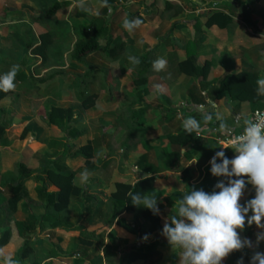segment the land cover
<instances>
[{
    "label": "rangeland",
    "instance_id": "374dc122",
    "mask_svg": "<svg viewBox=\"0 0 264 264\" xmlns=\"http://www.w3.org/2000/svg\"><path fill=\"white\" fill-rule=\"evenodd\" d=\"M179 1L185 10L177 17L174 9L164 10L166 3L161 5L160 0L151 7L136 5L132 8L118 9L113 14L101 0H0V74L8 72L13 65L18 66L13 93L0 103V122L6 123L10 128L3 146L0 147V198L11 196L12 193L5 184L17 180L18 163L25 160L30 171L40 173L45 164L62 159L68 145L69 157L51 169L72 175L73 184L81 190H85L89 183L96 182L93 191L98 194L97 191L100 189L106 197L111 198L116 192L117 184L136 185L142 178H151L153 179L151 185L160 208L158 215L168 221V214L173 211L180 198L190 191L185 186L186 183L193 186L201 183L205 176V165L214 152L202 150L197 161L189 166L188 177H184L180 169L174 171L175 173L172 170L170 173L167 158L160 149L155 148L146 154L145 145L150 142L149 137L152 134L156 136L155 131L158 129L154 122L157 116L154 108L166 107L163 101L169 99L167 87L160 90L163 100L160 99L155 79L159 75L166 82L173 78L175 73L166 66V70H153L152 75L146 77L144 83L137 84L138 75L130 70L126 60H129V57L139 59L148 48L153 47V42L156 43L158 38L162 36L168 38L166 35L178 30L180 26H191L194 19L204 12L228 10L247 24L240 23L241 27L233 31L237 34L233 45L224 39L225 47L218 52L223 54V60L233 61L241 58L247 60L251 64V69L255 71L264 68V0ZM55 2L64 4V7L51 21L44 22L47 10ZM160 5L162 8L157 11ZM174 5L179 6L177 3ZM75 6L81 7L91 19H95L96 28L108 27L113 36H121L127 43L124 55L118 59L107 61L102 55L95 54L84 60L90 67L100 71L98 80L87 87L88 92H96L99 95L97 106L89 111L82 108L78 96L80 76L85 74L86 67L73 60L72 55L76 43L86 37L80 27H89L91 19L74 17L72 12ZM148 9L153 13L157 12L148 14L150 17H147L145 11ZM137 12L147 24L126 30L123 26L124 21ZM176 19H180L182 23H177V28H174ZM216 31L213 29L208 34L215 36ZM47 32L52 35L53 44L49 49L47 63L42 64L41 59L31 55L30 46L39 41L41 34ZM194 36L193 31L191 38ZM204 53L201 60L208 57V53ZM55 73L62 76L47 82L46 80ZM105 78L107 86L111 88L110 91L104 90ZM52 108L72 109L79 120L70 123L63 120L59 121L57 126L49 125L48 117ZM129 109L139 112L145 109L143 111L147 113L140 116V120L146 123L145 130L143 128L134 130L133 126L137 125L133 124V114L128 112ZM185 119L187 118L182 117L172 125L180 129ZM84 147L90 149L89 158L83 153L77 154ZM222 147L225 148L224 145ZM231 148L235 149V147L226 149ZM138 172L148 177H141ZM151 174L154 176L151 177ZM42 177L47 179L45 175ZM98 183L99 188L95 186ZM24 185L31 202L23 200L17 205L13 217L19 221H26L32 214L40 215L44 212L42 208L44 201L38 195L44 184L33 180ZM50 190L57 189L51 185ZM249 190L250 188L245 187L243 194H248ZM91 197L89 199L83 194L73 197L74 201L71 204L73 214L78 213L87 200L93 201L95 197ZM144 211L145 208L137 207L135 211L131 209L121 213V217L129 224H135L136 227L144 226V233L138 239L117 227L114 232L100 238V241L88 250L82 245L83 235L46 230L35 235L41 247L33 246L32 252L38 260L43 257L58 258L59 264H74L78 254L83 255L85 251L93 257L104 254L106 258L111 254L126 262L130 261V256L137 251L132 250L128 254H123L118 252L117 247L124 249L138 241H152L153 236L147 232V227H151V224L149 225V221L143 216ZM76 222L75 216L72 223ZM145 235L148 237L147 240L142 239ZM241 237L246 238V224ZM45 238L52 242L45 244ZM161 240L169 244L162 232ZM110 242L114 243L111 248L107 247V243ZM23 243V239L14 231L10 242L0 250V264H7L9 259L12 264H27L21 254ZM254 245H257L256 236L253 240ZM259 245L264 248V242ZM244 253L247 254L246 250L238 251L236 264H249L251 254L246 255L248 258L242 259ZM179 255L178 248L166 246L160 248L159 254L154 258L140 259L138 264H180ZM232 258L231 253L222 264H231Z\"/></svg>",
    "mask_w": 264,
    "mask_h": 264
},
{
    "label": "trees",
    "instance_id": "16d2710c",
    "mask_svg": "<svg viewBox=\"0 0 264 264\" xmlns=\"http://www.w3.org/2000/svg\"><path fill=\"white\" fill-rule=\"evenodd\" d=\"M72 1V0H70ZM74 1V0H73ZM109 9H114L116 7L117 0H101ZM170 4H167L169 6ZM64 7V4L55 2L46 12L44 22L51 21L56 17L57 13ZM182 8L177 9V14L182 12ZM74 17H84L91 19L88 13H85L81 7L75 6L72 12ZM235 17L228 10L212 11L208 13L201 14L195 23V29L197 33H200L204 28H212L213 26H218L221 29H226L235 23ZM133 20V17L129 18V21ZM95 19H91L90 26L80 27V29L86 34L85 38L80 39L73 50L72 59L85 65L86 72L84 75L80 76L81 86L78 91V96L81 100V106L85 111H89L96 107L99 96L97 93L88 92V82L91 77H98L99 70H95L90 67L84 60L95 54H100L106 58L117 59L124 54L125 42L120 37H114L109 31L108 27L96 28ZM53 44V37L50 33L41 34L38 42L31 44V55L42 60V64H46L48 61L49 49ZM200 46L199 40H194L186 45V59L179 64V72L183 73L189 77L195 78H206L208 72L211 68L209 62H207L203 67L197 65L196 54ZM152 52H149L146 56L139 60L138 64L129 62L128 65L131 69L137 70L139 73V78L144 80V77L150 72L153 65ZM58 76H62L60 73H55L53 76L49 77L47 82L56 79ZM258 76L256 74L249 73H239L237 75H226L223 79L218 81L213 85L214 90L217 93L218 99L227 98L230 101L239 102H249L256 104L260 102L263 97L257 95V81ZM139 80L137 84L141 82ZM13 93L12 89L8 91H0V103L8 98ZM134 130L146 129V123L140 120L141 113L131 110ZM67 120V122H77L79 117L74 115L72 109H60L52 108L49 117L48 124L52 126H57L59 121ZM9 126L0 122V147L3 146L5 137L9 132ZM162 138V137H161ZM165 142L175 146L176 148L172 151L165 149V156L167 157L168 166L170 170L176 171L180 169L182 172L187 173V168L182 164L184 158H189L191 153L196 150V148L202 146L204 140L201 135H198V131H193L191 134L187 133L182 129L177 134H169L164 137ZM67 148H69L67 146ZM145 148L149 151L151 146L147 143ZM89 148L84 147L82 150L77 152V154H85L86 158H89ZM185 151V152H184ZM226 156L231 159L234 157L232 153H225ZM67 157L65 153L64 158ZM145 158V157H143ZM144 160V159H143ZM60 161H50L45 165L40 173L31 172L28 169L27 162L21 161L17 164V180L5 184L10 192L12 193L9 198H0V250L10 242L12 234L14 231L17 236L24 239V248L21 251L22 257L25 259L29 257L32 253V245L35 243L33 241V235L36 234L37 229L40 227L42 230L45 228L68 230L70 232H75L78 230L77 226L70 225L69 217V205L73 197H79L81 194H86V190H81L73 184V176L61 173L58 170L51 169L54 164ZM42 175L47 176L44 179ZM139 175H141L139 173ZM221 178L214 177L211 174V166L208 168L207 179L199 187H193L188 185V189L204 190L205 192H212L215 189V185L219 182ZM246 179V177H245ZM43 182L44 186L39 197L45 200L44 214L40 216H31L26 221L16 220L13 215L17 210V205L26 200L31 202L28 190L25 187V183L29 181ZM52 184H50V183ZM152 179L146 178L140 180L136 185H126L117 184L116 192L113 193L108 206L104 209L103 202H100L98 209L92 214L93 217L100 218L103 221L105 228L99 231H86L84 232V245L86 247H91L93 241L98 238L99 232H103L112 226L114 221L120 216L121 211L125 210H137L130 199L131 194L140 195H151L154 196L153 187L151 185ZM51 185H54L57 190L51 191ZM246 187L252 188L251 194L246 199L250 200L255 195V190L253 186L246 184ZM84 191V192H82ZM180 202V200H179ZM177 203V208L179 206ZM251 214V213H249ZM86 215V214H85ZM83 214L82 217L84 218ZM143 216L150 222L151 227L149 233L155 236V241L152 243H140L136 245V254L130 256L129 262H124V259L116 264H136L140 259H150L159 254V247L162 246L160 243V233L165 222L158 216L154 215L150 210L145 208ZM90 218V216L88 217ZM117 225L125 229L131 234L139 235L141 229H137L136 226H130L125 219H119ZM258 227L256 225H247L246 223V238L251 240ZM246 250L247 254H251V249L244 248L240 251ZM233 258L231 264H236L235 258L238 257V251L233 252ZM247 254L244 253V257ZM85 259L79 254V257L74 260V264H83ZM27 264H39L36 260L31 259ZM94 264V263H89ZM161 264V263H155Z\"/></svg>",
    "mask_w": 264,
    "mask_h": 264
},
{
    "label": "crops",
    "instance_id": "0c3cea01",
    "mask_svg": "<svg viewBox=\"0 0 264 264\" xmlns=\"http://www.w3.org/2000/svg\"><path fill=\"white\" fill-rule=\"evenodd\" d=\"M160 1H161V5L164 2L166 3L164 10L170 11V10L174 9L177 17L184 13L185 8L181 5L179 0H160ZM156 3H157V0H148L145 3H140V4H136V5H142V6L150 5V7H151V6L155 5ZM174 3L179 4V6L174 5ZM167 4H170V5L167 6ZM136 5H133V6H136ZM161 5L157 9V11L161 10V8H162ZM133 6L122 7V6H118L116 4V7L114 9H110V13L113 14L115 11H118V9L132 8ZM178 8H182V10H183L180 14H177V12H176ZM156 12L153 13V12H151V10L148 9L145 11V15H147V17H150V16H148V14H155ZM204 13H208V12H204ZM199 16H197L196 19H194V22H193V24H191V26H180V28L178 30H173V32H169L166 35L168 38H164V36H162L161 38H158L156 43L153 42V44H154L153 47L148 48L145 51V53L138 59V60H140L144 56H146L149 52H152V56L154 57L153 61H155L158 58H163L166 60V64L162 70H166L165 67L168 66L169 69H171L175 73L174 77L168 79V81H166V82L159 75H157V77L155 79L157 82V89L156 90H158V94L160 95L159 96L160 99H162V97H161L162 93L160 90L162 88L165 89L166 87H167L166 89L169 93L168 94L169 99H166L165 102L163 101V103L166 105V107L156 106L154 108L157 116H156V121H154V120L153 121L155 122V126L158 129H157V131H155L156 136L152 134L151 137H149L150 142L148 144L152 148L149 151L146 148H144L146 151V154L148 152H151L152 150H154L156 148V149H160L165 156V149L172 151L173 149L176 148L175 146L169 144L168 142H165L164 137L166 135H169V134H177L182 129H184L183 127H181L180 129H177L174 125H172L173 122L179 120L180 118H182V117H185L187 119L188 118H194L195 120L198 121V123L200 125L199 130H198V135H201L204 142H203L202 146L196 148V150L190 154L191 156L189 158H184V160L182 161V164L185 166V168H187V171H188L187 173H184L181 171L183 173L184 177L189 176V166L197 161V157L202 152V150L203 151H205V150L211 151L212 153L214 152V154H215V152L220 151L221 150L220 148H223L222 146L224 145L225 148L222 150L225 153H232V155H235V153L233 151L234 148L227 150L226 149L227 146L223 143L222 134H223L224 130L231 129L233 132L238 133L239 131L243 130V127H244L243 122L245 119H253L255 112L264 109V96H262L263 99L256 104L249 103V102L230 101L227 98L218 99L217 93L213 88V85H215L218 81H220L226 75H229V74L230 75H237L239 73H249V74H256L258 76V78H264V68L260 71H255V70L251 69V64L247 60L245 61L241 58H237L233 61L230 59L223 60V58H224L223 54L218 52L225 47V45H223L224 39H226L227 42H230L232 44L233 40L236 38V35H237L233 31L236 28L239 29L241 27L240 23H243V24H247V23H245L244 20H240L238 17H235L234 25L230 26L227 29L222 30V29H219L217 26H213L212 28H204L200 33H197L196 29H195V23H196V20ZM131 17H133V20L136 18H139L141 20V24L136 28H139L142 25L147 24L145 22V20L141 17L139 12L135 13L134 15H130L128 17V20ZM177 23H182V22L180 19H176L174 21V25H173L174 28L175 27L177 28ZM213 29H216L217 33L219 32L218 34L216 33L215 36L208 34ZM230 30L232 32H230ZM193 31L195 32V36H194V38H191V32H193ZM248 31L251 32V29H249ZM229 33H230V36H229ZM241 36H243V35H241ZM114 37L122 38L121 36H117V35ZM194 40H199V42H200V46H199V48L197 50V54H196L197 65H199L200 67H203L207 62H209L211 65V68H210L206 78L189 77L183 73H180L179 69H178L179 64L186 59V45L189 42H192ZM126 45H127V43L125 42V48H126ZM204 52L208 53V57H206V59H204V60L203 59L201 60V55H203L202 53H204ZM91 56H93V55H91ZM91 56H89V57H91ZM122 56H120V57H122ZM89 57H87V59ZM103 57L106 58L105 56H103ZM106 59H107V61L115 60V59H111V58H106ZM129 62H131V61L126 60V64L130 68V66L128 65ZM95 70H97V69H95ZM130 70L138 75V79H137L136 83L139 80H141L139 78V73L137 70H133L131 68H130ZM153 70L154 69L152 66L150 72L144 77V80H141L140 83H142V82L144 83L146 81L145 78L152 75ZM97 78L98 77H91V79H89L88 85L91 83H94L96 80H98ZM103 87H104L105 91H110V89H111L109 86H107L106 78H105V83H104ZM94 93H96V92H94ZM97 103H98V101H97ZM177 107H178V109H177ZM131 110H133V109H129L128 112H131ZM143 110H145V109H143ZM143 110L140 111V113L141 114L143 113L142 115H145L147 112L145 113ZM136 112H139V111H136ZM221 125H223V126L221 127ZM67 146H66V149L64 150V153L68 154ZM214 154H212V155H214ZM68 157L69 156L67 155L66 158H68ZM212 157L210 158V160L212 159ZM66 158H64L62 156V159L60 158L58 160H53V161H60V162H57V164H60V163L64 162ZM57 164H54L53 166H55ZM45 165H47V164H45ZM210 166H211L210 161H208L207 165H205V176L202 179L201 183L198 184V186H193L188 182L186 183L185 186H187V187H188V185H191L193 187L201 186L204 183V181L207 179V172H208V168ZM43 167H42V169H43ZM134 170L135 169H133V171ZM31 172H33V171H31ZM134 172H137V171H134ZM172 172L175 173L174 171H172ZM139 173L141 174L140 175L141 177L147 176L141 172H138V175H139ZM170 173H171V170H170ZM152 176H154V174H151V177ZM29 182H32V181H29ZM29 182H26L25 184H27ZM41 183L44 184L43 182H41ZM95 183L96 182L89 183V185L85 188V190L87 189V192H89V194L88 193L83 194L84 196L88 197L89 199L91 196H94L95 197L94 200L93 201L87 200L86 203L84 204V206H81L82 208H81V210H79L78 213L74 212L75 214H73V212L71 210V204L74 201L73 198L70 201V205H69L70 221L69 222H70L71 226H77L78 227L77 231L70 232L66 229L60 230V229H51V228H45L42 230L39 227L36 231V234H39V233L46 231V230H49V231H54L55 233L57 231H59V232L73 234V235L78 233L79 236H81V235L84 236L83 233L86 231H89V229H91V228H98V227H101V229L105 228L103 221L100 218L93 217L92 214L95 213V211L98 209V205L100 204V202H103L104 209H106L111 197H108V196L106 197L105 193H103L100 189H98V191H97L98 194H96L92 189V188H94L93 185ZM95 186L97 188H99V183ZM249 191L250 192L248 194L242 195V197L239 201L240 203H244L246 201V199L251 194L252 188H250ZM156 199H157V197H156ZM43 201H44V203L42 204V208L44 209L43 206L45 205L46 202H45V200H43ZM176 210H177V205L174 207L173 211L168 214V221H165L163 219L162 220L164 222H170V217L174 214V212ZM74 211H76V209H74ZM123 211H125V210H123ZM123 211H121V213ZM44 212L42 214H44ZM83 214L84 215L86 214L84 218L82 217ZM33 215L36 216L35 214H32L31 216H33ZM40 215H38V216H40ZM75 216H76L77 222L72 223L73 218H75ZM89 216H90V218H88ZM119 219H124L123 217H121V214L114 221V223L112 224V226L110 228L105 229L103 232H99V234H98L99 236H98L97 240L93 241V245L91 247H93L95 243L99 242L100 238L104 237L106 234H110V233L114 232L117 227L120 228L121 230L125 231L126 233H129L128 231H126L125 229H123L122 227L117 225V221ZM262 223H264V221H262ZM128 225L135 226V224L131 225L129 223H128ZM149 225H150V222H149ZM136 228L141 229L139 235H134L131 233L130 234L135 236L138 239L141 237L142 233H144L145 228L143 225H141L140 227H136ZM101 229H95V230L91 229V232L99 231ZM149 229H150V227H147V232L149 231ZM260 231H262V229L257 228L255 230V233L251 238L252 242H253L255 236H257V233ZM36 234L33 235V241L35 243L32 245V247L33 246L39 247V245L37 243V242H39V240L35 239ZM152 236H153L152 241L154 242L155 236L154 235H152ZM84 238H83V240H84ZM44 240H45V244H48V243L50 244L52 242L49 238H45ZM83 240H82V245L86 249L89 250L91 247L90 248L86 247L84 245ZM23 241H24V239H23ZM152 241H143V242L138 241L137 243H134L133 245H128L124 249L117 247L119 250L118 252H121L123 254H125V253L128 254L132 250H136V248H135L136 245H139L140 243H145V242L151 243ZM159 241L162 244V246L159 247L158 251H160V248H162V247L170 246L169 244L164 243L161 240V233H160V240ZM113 244L114 243H112V242L107 243V247L110 246V248H111L113 246ZM32 250H34V249H32ZM55 250L58 251V248H56ZM255 251L264 252V248L261 247L260 245H254L251 248V256ZM85 252L82 253L83 254L82 257L85 259V262L83 264H89V263L116 264L117 262H119V260L121 261L120 263H122V260L119 259V257H117V256L115 257L111 254L105 258L104 254H100L98 257H93V256H91L92 254H86ZM79 254H78L77 258L79 257ZM31 259L36 260L39 264H59L58 258H55V257H43L41 260H38L35 257L33 252L31 253V255L29 257L25 258L23 261L29 262ZM124 262L126 263V261H124ZM127 262H129V261H127ZM136 264H138V262Z\"/></svg>",
    "mask_w": 264,
    "mask_h": 264
},
{
    "label": "clouds",
    "instance_id": "9594fccd",
    "mask_svg": "<svg viewBox=\"0 0 264 264\" xmlns=\"http://www.w3.org/2000/svg\"><path fill=\"white\" fill-rule=\"evenodd\" d=\"M140 24L141 20L136 18L125 20L123 26L133 30ZM129 60L139 63L135 57ZM165 64V59L158 58L152 66L160 71ZM17 68L13 65L8 72L0 74V91L15 87ZM256 83L257 95L264 96V78H258ZM243 123V131L234 141V157L229 159L224 148H220L210 160L211 174L221 178L215 185L218 191L191 189L180 198L170 222H165L162 228V235L172 249L180 250V264H222L229 254L251 249L253 242L241 237L246 223L262 229L257 233L256 244L264 242V119H245ZM182 127L191 134L198 131L200 125L194 118H188ZM246 184L253 186L255 195L240 203ZM130 201L154 215L160 213L156 196L131 194ZM147 238V235L142 237L143 240ZM7 264L12 261L9 259ZM249 264H264V252L255 251Z\"/></svg>",
    "mask_w": 264,
    "mask_h": 264
},
{
    "label": "built area",
    "instance_id": "2783aa9c",
    "mask_svg": "<svg viewBox=\"0 0 264 264\" xmlns=\"http://www.w3.org/2000/svg\"><path fill=\"white\" fill-rule=\"evenodd\" d=\"M147 1L148 0H117L116 1V4L118 6L128 7V6H133V5L140 4V3H145ZM253 118H256V119H264V109L255 112ZM242 131L241 132H238V133H235L231 129L224 130V132L222 134V136H223V143L227 147H236V144L234 143V141L241 135Z\"/></svg>",
    "mask_w": 264,
    "mask_h": 264
},
{
    "label": "water",
    "instance_id": "95a60500",
    "mask_svg": "<svg viewBox=\"0 0 264 264\" xmlns=\"http://www.w3.org/2000/svg\"><path fill=\"white\" fill-rule=\"evenodd\" d=\"M134 171H136V170H134ZM145 177H147V176H145Z\"/></svg>",
    "mask_w": 264,
    "mask_h": 264
}]
</instances>
